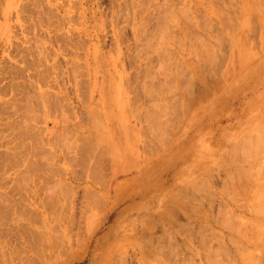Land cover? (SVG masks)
Listing matches in <instances>:
<instances>
[{
	"label": "rangeland",
	"instance_id": "obj_1",
	"mask_svg": "<svg viewBox=\"0 0 264 264\" xmlns=\"http://www.w3.org/2000/svg\"><path fill=\"white\" fill-rule=\"evenodd\" d=\"M262 144L264 0H0V264H264Z\"/></svg>",
	"mask_w": 264,
	"mask_h": 264
},
{
	"label": "bare ground",
	"instance_id": "obj_2",
	"mask_svg": "<svg viewBox=\"0 0 264 264\" xmlns=\"http://www.w3.org/2000/svg\"><path fill=\"white\" fill-rule=\"evenodd\" d=\"M221 1V0H220ZM235 5V4H234ZM204 8V7H203ZM239 8V7H238ZM168 10V9H167ZM170 11V10H169ZM165 13H167V12H165ZM182 13V12H181ZM253 13V12H252ZM154 14V13H153ZM237 14V13H236ZM172 15H173V13H172ZM183 15V14H182ZM184 16H185V14H184ZM178 17H179V15H178ZM148 18V17H147ZM251 18V17H250ZM180 19V18H179ZM178 19V20H179ZM143 20V19H142ZM184 21V20H183ZM189 21V20H188ZM234 21V20H233ZM166 22H167V20H166ZM181 23V22H180ZM232 23V22H231ZM256 23V22H255ZM182 24V23H181ZM181 26V25H180ZM183 26V25H182ZM204 26V25H203ZM208 26V25H207ZM170 27V26H169ZM235 28V27H234ZM185 30H186V28H184ZM189 29V28H188ZM169 30H170V28H169ZM172 30V29H171ZM156 31V30H155ZM183 32V31H182ZM183 33H185V32H183ZM188 33V32H187ZM165 34V33H164ZM220 34H222V33H220ZM155 37V36H154ZM158 37V36H157ZM176 37V36H175ZM189 37V36H188ZM196 37V36H195ZM187 39V38H186ZM221 39V38H220ZM155 40V39H154ZM191 40V39H190ZM153 44V43H152ZM202 44V43H201ZM206 44V43H205ZM150 45V44H149ZM200 45V44H199ZM203 45V44H202ZM157 46V45H156ZM198 45H196L195 47H197ZM206 46H207V44H206ZM232 46V45H231ZM201 47V46H200ZM208 47V46H207ZM199 48V47H198ZM197 48V49H198ZM141 49V48H140ZM159 49H161V48H159ZM182 49V48H181ZM211 49V48H210ZM196 50V49H195ZM200 50V49H199ZM206 50H207V48H206ZM182 51V50H181ZM201 52H202V49L200 50ZM205 52H207V51H204V53ZM210 52H211V50H210ZM213 52V51H212ZM159 53V52H158ZM202 54H203V52H202ZM211 54V53H210ZM200 55V54H199ZM215 55V54H214ZM213 56V55H212ZM216 56V55H215ZM167 57V56H166ZM169 57V56H168ZM167 57V58H168ZM203 57V56H202ZM205 57V56H204ZM209 57V56H208ZM207 57V58H208ZM202 59V58H201ZM206 59H204V61H205ZM172 61V60H171ZM201 61V60H200ZM216 61V60H215ZM218 61V60H217ZM167 62V61H166ZM208 63V62H207ZM171 65V64H170ZM172 66V65H171ZM178 66V65H177ZM156 68V67H155ZM175 68V67H174ZM173 68V69H174ZM179 68V67H178ZM180 69V68H179ZM215 69V68H214ZM203 70V69H202ZM147 72V71H146ZM176 72V71H175ZM145 74V73H144ZM169 76V75H168ZM157 78V77H156ZM192 79V78H191ZM170 83H173V81L172 82H170ZM187 84V83H186ZM192 84V83H191ZM190 84V85H191ZM129 85V84H128ZM165 85V84H164ZM175 85V84H174ZM189 85V86H190ZM209 85V84H208ZM187 87V86H186ZM168 90V89H167ZM207 90V89H206ZM147 94V93H146ZM193 100V99H192ZM192 102V101H191ZM193 104V103H192ZM161 105H162V103H161ZM191 106V105H190ZM186 109V108H185ZM171 110V109H170ZM149 112V111H148ZM28 113V112H27ZM158 113V112H157ZM166 113H167V111H166ZM171 113V112H170ZM31 115V114H30ZM169 115V114H168ZM162 118V117H161ZM117 120V119H116ZM151 122V121H150ZM160 122V121H159ZM158 122V123H159ZM99 123V122H98ZM158 128V127H157ZM163 128V127H162ZM163 131V130H162ZM144 134V133H143ZM100 136V135H99ZM101 137V136H100ZM161 138V137H160ZM256 139V138H255ZM240 144V143H239ZM238 144V145H239ZM258 144V143H257ZM263 145V144H262ZM264 146V145H263ZM239 147V146H238ZM235 148V147H234ZM251 148V147H250ZM245 149V148H244ZM108 150V149H107ZM236 150V149H235ZM243 151H245V150H243ZM263 151V150H262ZM254 153H255V151H253ZM260 152V151H259ZM258 152V153H259ZM253 153V154H254ZM243 155V154H242ZM257 155V154H256ZM258 155H260V154H258ZM262 155H263V153H262ZM248 156V155H247ZM254 156V155H253ZM255 157V156H254ZM244 158V157H243ZM258 158V157H257ZM111 159V158H110ZM245 159V158H244ZM256 159V158H255ZM238 160V159H237ZM247 161V160H246ZM257 161V160H256ZM244 162H245V160H244ZM250 162V161H249ZM261 165V164H260ZM259 167V166H258ZM252 168H254V167H252ZM257 171V170H256ZM260 174V173H259ZM234 175V174H233ZM232 175V176H233ZM251 175V174H250ZM264 176V175H263ZM257 177V176H256ZM237 178V177H236ZM240 180V179H239ZM234 182V181H233ZM247 182V181H246ZM246 185V184H245ZM244 185V186H245ZM261 185V184H260ZM255 189V188H254ZM257 189V188H256ZM260 189H262V188H260ZM223 190V189H222ZM227 191V190H226ZM239 192V191H238ZM240 193V192H239ZM243 196V195H242ZM175 198V197H174ZM177 200V199H176ZM248 200V199H247ZM246 204V203H245ZM194 206V205H193ZM263 207V206H262ZM255 208V207H254ZM228 209V208H227ZM263 218V217H262ZM170 222V221H169ZM239 222H241V221H239ZM248 222V221H247ZM258 222V221H257ZM229 224V223H228ZM251 224V223H250ZM225 225H227V224H225ZM254 225V224H253ZM165 227V226H164ZM241 227V226H240ZM242 227H245V226H242ZM252 227V226H251ZM187 228V227H186ZM231 228H232V225H231ZM240 230V229H239ZM259 230V229H258ZM258 230H256V231H258ZM44 232V231H43ZM238 232H240V231H238ZM246 232V231H245ZM261 232V231H260ZM240 234V233H239ZM243 234V233H242ZM256 234H257V232H256ZM259 234H261V233H259ZM254 236V235H253ZM175 237V236H174ZM222 237V236H221ZM262 237V236H261ZM41 238H42V236H41ZM229 239V238H228ZM251 239V238H250ZM263 239V238H262ZM233 240V239H232ZM254 240V239H253ZM253 240H251V241H253ZM221 241V240H220ZM258 241V240H257ZM239 243V242H238ZM63 244V243H62ZM232 244V243H231ZM241 244V243H240ZM234 245V244H233ZM236 249V248H235ZM244 251V250H243ZM242 252V251H241ZM253 252V251H252ZM40 253V252H39ZM230 253V252H229ZM41 257V256H40ZM214 261V260H213ZM220 261V260H219ZM243 261V260H242ZM231 262V261H230Z\"/></svg>",
	"mask_w": 264,
	"mask_h": 264
}]
</instances>
